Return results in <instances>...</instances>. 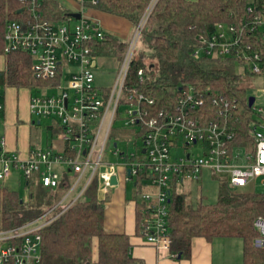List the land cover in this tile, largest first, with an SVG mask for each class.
Segmentation results:
<instances>
[{
  "label": "built area",
  "instance_id": "obj_1",
  "mask_svg": "<svg viewBox=\"0 0 264 264\" xmlns=\"http://www.w3.org/2000/svg\"><path fill=\"white\" fill-rule=\"evenodd\" d=\"M98 0H92L97 3ZM25 5L21 19L8 20L5 28V53L25 52L33 59L32 72L37 80L51 82L57 89L37 86L30 99L34 116L49 118L60 128L64 143L61 151L32 148L28 158L5 149L0 132V182L19 170L28 185L56 188L62 177L53 169L65 166L71 177L67 193L38 218L19 226L0 229V264H40L41 230L56 216L79 200L94 180L99 192L108 194L115 184L117 164L104 161L114 123L123 117L127 127H135L141 145L131 153L117 146L112 153L124 159L125 180L151 185L154 191H139L143 220L141 234L150 245L171 250L169 206L172 190L187 180H198L205 170L224 177L232 187L264 186V107L253 103L251 123L253 145H236V132L229 124V101L223 96L205 97L201 89L188 85L173 109H155L156 98L141 86L127 83L131 63L147 19L158 0H150L141 21L134 28L117 73L110 85L96 82L99 56L95 44L106 32L97 20L55 22L40 11V0H21ZM193 57L232 60L244 72L263 82L264 88V0H250L246 15L238 22H218L209 34H200ZM146 69L139 68V84L146 80ZM0 87V118L4 111ZM220 105L216 118H207L205 106ZM117 143V141H116ZM184 145L183 156L172 150ZM200 149L198 154L194 149ZM130 170V173H128ZM77 190L79 193L66 200ZM59 210L55 216L53 213ZM258 235L254 245L264 249V216L254 221ZM177 256V253H173Z\"/></svg>",
  "mask_w": 264,
  "mask_h": 264
},
{
  "label": "trees",
  "instance_id": "obj_2",
  "mask_svg": "<svg viewBox=\"0 0 264 264\" xmlns=\"http://www.w3.org/2000/svg\"><path fill=\"white\" fill-rule=\"evenodd\" d=\"M250 0H158L151 11L139 43L141 47L131 63L128 84L139 85L156 98L155 109H173L181 91L188 85L201 89L204 96H223L229 101L228 119L236 132V145H253L251 123L255 111L249 106V91L232 60L193 57L200 34H211L218 22H238L246 15ZM42 16L64 21L68 15L56 0H40ZM150 0H98L86 2L99 10L128 19L134 27L144 16ZM21 0H0V54L6 56L3 73L8 85L34 88L32 57L25 52L5 53V28L8 20L21 19L26 13ZM128 42L106 33L95 44V53L121 60ZM139 45V44H138ZM143 47V48H142ZM146 69V80L139 84L137 72ZM220 105L210 101L205 106L207 118H216ZM137 180L136 193L142 189ZM219 195L215 203L191 204L185 193L172 190L169 206L171 251L188 257L193 240L204 237H238L243 241V264H264V249L254 245L258 231L254 221L264 216V192L232 187L219 177ZM32 185L28 199L19 191L0 183V229L19 226L38 218L56 204L63 189ZM142 206L138 209L137 229L141 233ZM59 210L53 215H57ZM105 204L98 199L97 180L67 210L56 216L42 230L40 264H92V243L98 239L99 258L103 264H144L131 254L127 234L112 233L104 224Z\"/></svg>",
  "mask_w": 264,
  "mask_h": 264
},
{
  "label": "crops",
  "instance_id": "obj_3",
  "mask_svg": "<svg viewBox=\"0 0 264 264\" xmlns=\"http://www.w3.org/2000/svg\"><path fill=\"white\" fill-rule=\"evenodd\" d=\"M56 1L60 5L61 9L66 11L68 15L67 19L64 21H69L70 19H72V21L78 20L77 18L71 16V14L80 13L81 17L97 20L106 33H110L123 41L126 39H130L133 34L135 27L128 19L99 10L93 6L86 4L85 0ZM55 22L63 21L59 20ZM5 68L6 56L5 54H0V79H2V82L0 81V87L4 94V111L0 118V132L4 135L5 138V149L9 153H16L20 156V158L26 159L28 158L32 148L44 149L42 147L32 146V125H41L43 119L41 117L34 116L30 110V99L33 94L37 93L38 88L36 89L35 86L34 88H30L8 85L3 75ZM255 100H257L256 97ZM50 120L51 124L48 125L47 128L55 134L56 141L50 142L49 148L52 147L56 151H61L64 147V143L59 137L60 128L58 127V125H56L54 120ZM115 143L116 141L113 144L114 148L117 146L115 145ZM120 158L123 160L122 163H124V159L122 157ZM122 163L117 164L119 165L117 166V174L119 178L118 184L112 187L110 192L106 195H104L102 192H99L97 186L98 199L104 201L105 204L104 224L106 230L112 233L127 234L129 236L131 244L130 251L135 259L144 264H228V257L231 251L229 249L225 250L224 248L226 245L228 246V243L232 242L234 238L238 237H220L212 240H208L204 237H197L193 240L190 256H181L180 258L178 257V255L174 256L171 250L169 251L148 244L137 229L138 209L144 203L141 199H139V197H137V195H134V197H132L131 199L128 197V183H132L134 185L135 194L138 193H136L135 183L125 180L126 169L121 166ZM54 168L56 170L57 168L60 170V172L58 170L56 172H58L62 177L61 185H64V187H66V181L69 183L68 180L71 177L70 171L65 168V166L57 163L53 166V169ZM13 174L14 172L12 173L11 177L8 178L5 182L0 183L9 186L7 183L12 178V176H14ZM19 175H21L22 179L24 178L22 173H20ZM14 177L18 178L19 182L21 181L20 177L17 176V174ZM24 181L30 196L32 185H28V182L26 180ZM67 188L68 186L65 188V190L63 189L61 198H63L65 193H67ZM141 189V191H154L155 187L151 185H143ZM78 193L79 192L75 190L70 195V197L68 196L66 200H69V198L76 196ZM29 196L25 199H28ZM98 258V239L94 238L92 243V264H103L98 262Z\"/></svg>",
  "mask_w": 264,
  "mask_h": 264
},
{
  "label": "rangeland",
  "instance_id": "obj_4",
  "mask_svg": "<svg viewBox=\"0 0 264 264\" xmlns=\"http://www.w3.org/2000/svg\"><path fill=\"white\" fill-rule=\"evenodd\" d=\"M87 3L92 0H85ZM130 39H126L124 41H129ZM141 47L140 43L137 47V50ZM143 48V47H142ZM120 65V61L117 57H102L98 59V67L95 69L97 74L96 82L98 84L110 85L113 82L114 75L117 73ZM235 69L237 72L241 73L242 70L239 68L238 64H235ZM242 83L245 87H247L249 94L255 96L257 98L256 104L258 106L264 107V88L262 86L263 82L259 79L253 78L251 75L242 73L241 75ZM2 82V79H0ZM37 86L48 87L49 93L57 92V89L51 87V82L40 81ZM51 124V120L47 118L42 119L41 125H32V146L42 147L44 149L49 148L50 142L56 141L55 134L50 131L47 127ZM135 127H127L124 124L123 117L119 118L115 121L110 141L106 147L104 161L107 163L119 164L122 163L123 160L112 154V150L114 149V142H118V146L121 150L126 153H131L135 151L137 145H141V137L135 133ZM191 150L194 149L195 153L198 154L200 152L199 148L189 147ZM186 148L184 145L179 146L177 149L174 148L172 150V155L175 156H183L185 154ZM55 171L57 170L54 168ZM14 176L20 177L19 179L12 176V178L7 183L12 189L19 191L22 198H27L29 196V191L25 186V179L21 178L19 175L21 172L18 170H13ZM219 176L213 175L212 172L205 170L198 180H187L181 186L179 191L185 193L188 201L197 205L198 202L202 199L203 203H215L218 200L219 195ZM241 189L253 190L251 186L241 187ZM255 191L264 192V186L259 184V181L256 183ZM127 195L131 199L134 195H137L139 199H141L139 193L135 194L134 185L132 183H128L127 186ZM229 241V240H226ZM234 241V242H233ZM225 250H230L231 253L228 257V264H242V240L239 238H234L232 242L226 245ZM220 250V249H219Z\"/></svg>",
  "mask_w": 264,
  "mask_h": 264
},
{
  "label": "water",
  "instance_id": "obj_5",
  "mask_svg": "<svg viewBox=\"0 0 264 264\" xmlns=\"http://www.w3.org/2000/svg\"><path fill=\"white\" fill-rule=\"evenodd\" d=\"M22 9L19 10V12H21ZM71 16H73L74 18H77V19H80L81 18V14L80 13H72ZM255 101V96L251 95L249 96V106L252 107L253 106V103ZM115 145H117V143H115ZM128 173H130V170H128ZM112 183L117 185L118 184V180H117V177L116 175H114L112 177ZM178 257L180 258L181 257V254L178 255Z\"/></svg>",
  "mask_w": 264,
  "mask_h": 264
}]
</instances>
